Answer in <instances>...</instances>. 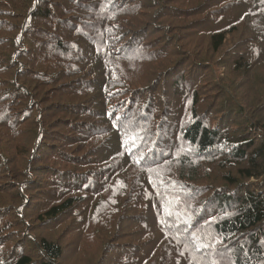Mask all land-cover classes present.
Instances as JSON below:
<instances>
[{
    "label": "trees",
    "instance_id": "obj_1",
    "mask_svg": "<svg viewBox=\"0 0 264 264\" xmlns=\"http://www.w3.org/2000/svg\"><path fill=\"white\" fill-rule=\"evenodd\" d=\"M0 264H264V0H0Z\"/></svg>",
    "mask_w": 264,
    "mask_h": 264
},
{
    "label": "rangeland",
    "instance_id": "obj_2",
    "mask_svg": "<svg viewBox=\"0 0 264 264\" xmlns=\"http://www.w3.org/2000/svg\"><path fill=\"white\" fill-rule=\"evenodd\" d=\"M60 232V229L58 230V233Z\"/></svg>",
    "mask_w": 264,
    "mask_h": 264
}]
</instances>
